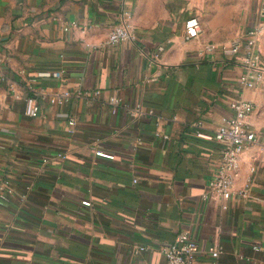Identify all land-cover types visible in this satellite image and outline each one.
<instances>
[{
    "label": "crops",
    "instance_id": "obj_1",
    "mask_svg": "<svg viewBox=\"0 0 264 264\" xmlns=\"http://www.w3.org/2000/svg\"><path fill=\"white\" fill-rule=\"evenodd\" d=\"M125 9L137 37L111 45ZM259 10L260 0H225L186 40L188 8L146 19L134 0H0V264H164L161 246L183 230L199 248L194 264H264V77L247 88L243 49L208 48L255 30L264 61ZM63 90L69 98L51 103ZM236 98L256 105L247 120L257 138L234 185L252 176L250 196L206 197L214 132ZM137 103L153 113L131 114Z\"/></svg>",
    "mask_w": 264,
    "mask_h": 264
},
{
    "label": "built area",
    "instance_id": "obj_2",
    "mask_svg": "<svg viewBox=\"0 0 264 264\" xmlns=\"http://www.w3.org/2000/svg\"><path fill=\"white\" fill-rule=\"evenodd\" d=\"M260 20L264 21V0H260ZM131 10L125 9L122 19L119 23L113 25L108 31L107 43L117 45L126 41H133L137 37V29L131 23ZM203 32V25L200 17L195 14H190L184 21L183 37L186 40L198 38ZM255 30L249 31L250 38H236L231 42L214 44L210 43V50H219L226 55L232 56L243 49L242 66L243 72L240 76V81L247 88H253L264 77V61L262 60L254 39ZM163 49L158 48V52ZM4 59L0 55V81L5 79ZM54 77H61L63 71H54L45 73ZM70 96L67 90L54 92L49 97L51 103H63ZM109 102L112 104V111L121 103L116 96H111ZM232 114L224 117L214 132V138L219 144V155L215 162L214 173L208 181V191L205 196L214 195L223 200H229L232 197L247 199L250 196V191L253 184L252 176H249L240 188H235V179L238 175V159L245 148H247L257 138L255 130L249 125L247 118L255 110L256 105L252 100L236 98L230 102ZM133 115L141 116L152 114L153 110H146L141 103H137L134 107L128 108ZM40 106L33 95H27L25 98V113L30 117H35L39 114ZM69 124L74 125L75 120L69 119ZM198 124H201L199 121ZM159 134V132H157ZM199 135H203L200 131ZM164 137L168 135L163 134ZM98 155L112 157L111 154L97 150ZM64 157L63 154H59ZM46 160V159H44ZM255 171V166L250 165L249 172L252 174ZM136 179H134V182ZM84 205H90L88 199L81 201ZM225 207V205H223ZM140 247L139 249H143ZM161 251L164 254V264H194L199 248L197 243L192 240L187 231H180L172 242L161 246ZM209 252L212 255H217L219 250L215 247H210Z\"/></svg>",
    "mask_w": 264,
    "mask_h": 264
},
{
    "label": "rangeland",
    "instance_id": "obj_3",
    "mask_svg": "<svg viewBox=\"0 0 264 264\" xmlns=\"http://www.w3.org/2000/svg\"><path fill=\"white\" fill-rule=\"evenodd\" d=\"M222 4H225V0H134V12L146 19H157L160 18L166 7L176 6L177 11L182 10V12L188 8L189 14L198 15L205 26L215 13L216 7ZM238 21L239 18L233 17L232 26H237ZM233 36L231 41L241 37L235 33Z\"/></svg>",
    "mask_w": 264,
    "mask_h": 264
}]
</instances>
